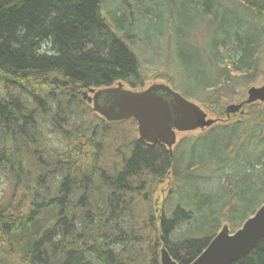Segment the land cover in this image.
<instances>
[{
	"label": "trees",
	"instance_id": "16d2710c",
	"mask_svg": "<svg viewBox=\"0 0 264 264\" xmlns=\"http://www.w3.org/2000/svg\"><path fill=\"white\" fill-rule=\"evenodd\" d=\"M105 1L0 0V264H160L161 247L190 264L225 223L234 232L254 214L236 217L248 195L264 203V105L182 138L170 157L133 120L106 123L82 101L118 83L142 89L127 31L163 20L124 2L107 16ZM165 1L179 19L167 84L181 75L182 95L221 117L235 86L264 75V0ZM201 18L206 31L186 26ZM232 264H264V239Z\"/></svg>",
	"mask_w": 264,
	"mask_h": 264
},
{
	"label": "water",
	"instance_id": "95a60500",
	"mask_svg": "<svg viewBox=\"0 0 264 264\" xmlns=\"http://www.w3.org/2000/svg\"><path fill=\"white\" fill-rule=\"evenodd\" d=\"M73 91V90H72ZM81 99L107 123L133 120L137 136L148 145L164 146L172 156L178 134L204 131L217 123L195 103L184 99L168 85L154 84L140 91L128 90L118 83L115 87L90 89L80 93ZM264 105V85L249 87L239 104L228 105L224 115L242 114L243 107ZM264 239V203L241 227L231 233L224 225L201 254L190 264H232ZM160 264H177L164 247L160 249Z\"/></svg>",
	"mask_w": 264,
	"mask_h": 264
},
{
	"label": "rangeland",
	"instance_id": "374dc122",
	"mask_svg": "<svg viewBox=\"0 0 264 264\" xmlns=\"http://www.w3.org/2000/svg\"><path fill=\"white\" fill-rule=\"evenodd\" d=\"M126 3L127 5H130L129 11L136 12L137 10L140 11H147L154 15H156L158 12L162 13V23H147V26L142 25L140 22L132 24L133 26H130L128 28V37L131 39H134V44L132 45V49L134 53L136 54L139 64H140V72L142 77L144 78V87L142 89H147L149 86L154 84H167L169 81H167L168 78L172 79V77L175 76L176 71L174 67V58L171 59L169 57L171 48L168 45V33L169 31L175 30L177 24H178V17L171 15L168 10H166V1L165 0H106L104 3V13L108 16V12L114 13V15H118L117 17H121L124 14L123 8L125 7L122 3ZM163 6V7H162ZM172 21V22H171ZM200 22H202L201 26L205 28L206 31V20L205 19H198L195 21L194 25L190 24V22L187 21L186 26H193L192 29H196L199 27ZM127 26V25H125ZM185 26V28H186ZM158 33L161 32L162 34H156L152 33L151 31H154ZM149 31V32H148ZM187 32V31H186ZM195 43L192 44L195 47H200V43H205L204 37H195ZM204 47V45H203ZM169 60V63L167 61ZM171 61V62H170ZM177 85H175V88L172 87L174 91H176L178 94H180L184 99L194 102L195 104L199 105L196 101H192L190 99L185 98L181 90V83H183V79L181 75H177L175 77V80ZM125 89H130L127 85L121 83ZM170 84V83H169ZM264 85V75H261L252 85L250 86H243V85H237L235 86V97L232 100V103L230 104H238L239 102L243 101L246 98V91L249 87H260ZM229 104V102L224 103V107H226ZM201 106V105H200ZM203 110L207 113L208 118L218 120V122H227V121H234L238 120L239 114L232 115L229 118H226L224 115L221 117H216L215 115L207 112L204 108ZM244 111H247V107L244 109ZM200 131H195L188 134H181L177 136V142L180 141L182 138L185 137H196L200 135ZM49 145L53 151H55L57 154H61L65 152L66 148L61 143L60 140L52 137L49 135ZM249 159H253L256 154H250ZM226 174V173H225ZM218 184L216 185V187ZM4 189L5 185L0 182V200L4 197ZM167 183H164L157 193L152 197V203H154V207L161 208V203L163 200H165L167 196ZM261 201L260 196L256 198L257 204ZM254 198L251 195L247 196L246 204L242 207L240 212L237 214L236 217L240 218H247L251 216V213L255 210H257L256 205H253ZM160 204V205H159ZM245 207V208H244ZM230 223V222H229ZM239 223H237L238 225ZM225 225H228L225 223Z\"/></svg>",
	"mask_w": 264,
	"mask_h": 264
},
{
	"label": "bare ground",
	"instance_id": "6f19581e",
	"mask_svg": "<svg viewBox=\"0 0 264 264\" xmlns=\"http://www.w3.org/2000/svg\"><path fill=\"white\" fill-rule=\"evenodd\" d=\"M93 112V111H92ZM94 113V112H93ZM95 114V113H94ZM97 115V114H96ZM98 116V115H97ZM99 117V116H98ZM99 118H101V117H99ZM102 119V118H101ZM103 120V119H102ZM104 121V120H103ZM104 122H106V121H104ZM107 123V122H106ZM121 123V122H120ZM110 124H112V123H110ZM138 137V136H137ZM139 139V138H138ZM140 140V139H139ZM246 257V256H245Z\"/></svg>",
	"mask_w": 264,
	"mask_h": 264
}]
</instances>
